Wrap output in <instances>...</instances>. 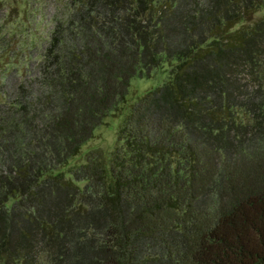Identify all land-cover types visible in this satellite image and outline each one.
Wrapping results in <instances>:
<instances>
[{
    "label": "trees",
    "instance_id": "1",
    "mask_svg": "<svg viewBox=\"0 0 264 264\" xmlns=\"http://www.w3.org/2000/svg\"><path fill=\"white\" fill-rule=\"evenodd\" d=\"M68 5L37 63L0 24V264H264V0Z\"/></svg>",
    "mask_w": 264,
    "mask_h": 264
},
{
    "label": "rangeland",
    "instance_id": "2",
    "mask_svg": "<svg viewBox=\"0 0 264 264\" xmlns=\"http://www.w3.org/2000/svg\"><path fill=\"white\" fill-rule=\"evenodd\" d=\"M69 0H0V24L3 22L9 30H20L19 24L27 16L26 28L31 30L33 40H36L37 47L30 50L31 61L37 63L42 56V50L48 45V35L53 30L59 20H64L69 11ZM24 14V15H23ZM28 23V25H27ZM23 29V27H22ZM24 41V40H22ZM33 58V59H32ZM34 63V64H35ZM165 74H158L150 79L132 78L130 80V92L142 94L148 89L161 85ZM20 77V78H19ZM33 77H38V72L30 68L25 76L15 77L21 81H32ZM6 90H10V85H6ZM121 122V115H108L94 129L92 137L81 147L78 155L70 160L69 166L84 163L86 157L91 155L96 159L106 163L111 156L113 149L118 145L117 131Z\"/></svg>",
    "mask_w": 264,
    "mask_h": 264
}]
</instances>
